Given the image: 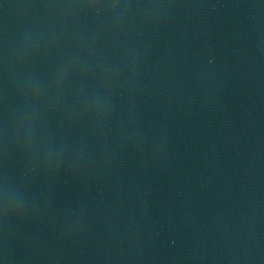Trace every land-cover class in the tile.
Returning a JSON list of instances; mask_svg holds the SVG:
<instances>
[{
  "label": "water",
  "instance_id": "1",
  "mask_svg": "<svg viewBox=\"0 0 264 264\" xmlns=\"http://www.w3.org/2000/svg\"><path fill=\"white\" fill-rule=\"evenodd\" d=\"M0 264H264V0H0Z\"/></svg>",
  "mask_w": 264,
  "mask_h": 264
}]
</instances>
